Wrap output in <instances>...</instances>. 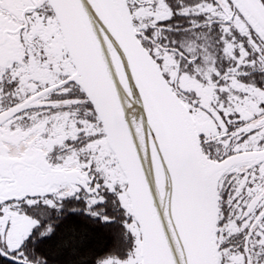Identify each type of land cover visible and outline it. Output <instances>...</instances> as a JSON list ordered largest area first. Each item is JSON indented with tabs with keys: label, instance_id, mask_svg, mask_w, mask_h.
<instances>
[{
	"label": "snow or ice",
	"instance_id": "6c2138e0",
	"mask_svg": "<svg viewBox=\"0 0 264 264\" xmlns=\"http://www.w3.org/2000/svg\"><path fill=\"white\" fill-rule=\"evenodd\" d=\"M0 264H264V0H0Z\"/></svg>",
	"mask_w": 264,
	"mask_h": 264
}]
</instances>
